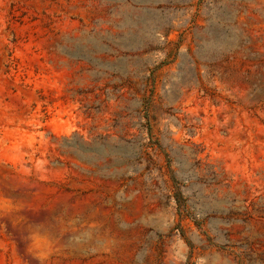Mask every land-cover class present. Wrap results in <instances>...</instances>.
<instances>
[{
  "label": "rangeland",
  "instance_id": "374dc122",
  "mask_svg": "<svg viewBox=\"0 0 264 264\" xmlns=\"http://www.w3.org/2000/svg\"><path fill=\"white\" fill-rule=\"evenodd\" d=\"M0 264H264V0H0Z\"/></svg>",
  "mask_w": 264,
  "mask_h": 264
}]
</instances>
